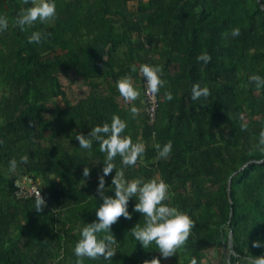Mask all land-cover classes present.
<instances>
[{
    "label": "trees",
    "instance_id": "trees-1",
    "mask_svg": "<svg viewBox=\"0 0 264 264\" xmlns=\"http://www.w3.org/2000/svg\"><path fill=\"white\" fill-rule=\"evenodd\" d=\"M31 3L0 0V13L9 17L0 31V264H76L80 230L98 218L106 158L100 141L84 149L76 135L113 114L127 120L122 135L146 147L135 165L123 166L117 155V168L129 179H165L167 202L196 223L184 246L162 256L154 242L146 249L130 231L144 222L132 197L131 218L121 215L112 225L111 260L84 257V264H144L153 257L189 264L193 256L198 264H252L264 254V243H253L264 242V153L256 148L264 130V86L249 79L264 75V0H57L51 22L21 28L15 20ZM34 30L44 33L41 41L28 39ZM202 53L211 59H198ZM143 63L163 68L153 122L138 71ZM64 72L85 81V98L68 100ZM126 74L140 90L135 100L117 87ZM196 84L207 85L209 95L193 99ZM58 97L63 105H53ZM168 140L173 151L164 159L155 145ZM23 154L28 161L11 169L10 159ZM115 172L105 178L108 194H114L108 187ZM24 176L39 184L42 209L36 196L17 197Z\"/></svg>",
    "mask_w": 264,
    "mask_h": 264
},
{
    "label": "clouds",
    "instance_id": "clouds-1",
    "mask_svg": "<svg viewBox=\"0 0 264 264\" xmlns=\"http://www.w3.org/2000/svg\"><path fill=\"white\" fill-rule=\"evenodd\" d=\"M57 0H32L27 8L23 9L16 18L15 23L21 28L32 26L36 22L49 23L57 16ZM9 27V17L0 13V31ZM239 27L232 30V35H239ZM44 33L40 30H34L28 39L33 42L42 40ZM198 59L205 62L211 59L210 54L202 53ZM132 71H137V66L132 65ZM138 71L145 78L147 88L151 92H159L160 87L164 84L163 68L161 65L143 63L139 66ZM250 80L254 81L257 86H264V75L253 73ZM117 87L121 95L127 100H135L140 96V90L133 81L130 74H126L117 81ZM210 88L207 85L203 87L199 84L193 86L192 98L196 99L201 96H208ZM168 99H172L173 93H166ZM130 111L135 115L140 112L139 106L132 104ZM126 119L121 118L119 114H113L111 121L98 123L91 128L87 134L78 133L77 139L79 146L91 150L94 140L100 141V151L106 154L103 160L102 174L99 176L97 191L103 198L102 203L96 208L97 219L86 223L80 230V238L74 246V252L77 257L76 264H84V257L99 258L111 260L116 252L114 246L116 237L112 231V225L121 215L131 218L132 212L129 211V200L136 197L134 209L144 214V222L136 223L130 231L137 241H140L144 248L148 249L155 243L162 256H170L177 252L188 240L192 226L196 223L193 217L178 206L167 202L169 200V183L163 178H145L138 176L129 179L125 175L124 167L117 168L115 158L117 155L122 157V165H135L138 158L146 151L145 144L140 141H134L130 135H122L127 128ZM241 127H247L242 124ZM2 142V141H0ZM155 147L158 149V156L167 159L173 151V141L168 140L161 144L157 142ZM259 152L264 153V130H261L259 139L256 143ZM28 154H23L19 160L13 156L9 161L11 169H16L18 164L23 161L27 162ZM116 169L115 175L112 176L114 185V194L106 192L105 178ZM89 167H84V176H88ZM46 204L45 198L39 192L35 200V207L42 209ZM255 246H260L262 241L253 242ZM144 264H161L159 257H153L145 260ZM189 264H198L197 258L193 256ZM252 264H264V254L257 255L252 260Z\"/></svg>",
    "mask_w": 264,
    "mask_h": 264
},
{
    "label": "built area",
    "instance_id": "built-area-1",
    "mask_svg": "<svg viewBox=\"0 0 264 264\" xmlns=\"http://www.w3.org/2000/svg\"><path fill=\"white\" fill-rule=\"evenodd\" d=\"M146 97H147V111L150 115V119L153 122L156 118V112L159 106L158 94L151 92L147 88L146 84ZM41 193L43 196L42 190L39 187V184L30 176H24L22 181L17 184L16 195L19 198H24L28 196H36L38 193ZM246 264V263H242Z\"/></svg>",
    "mask_w": 264,
    "mask_h": 264
},
{
    "label": "rangeland",
    "instance_id": "rangeland-1",
    "mask_svg": "<svg viewBox=\"0 0 264 264\" xmlns=\"http://www.w3.org/2000/svg\"><path fill=\"white\" fill-rule=\"evenodd\" d=\"M61 81L66 89L68 100L71 102H75L79 99L85 98L90 88L85 83V81L77 76L74 72H64L61 74ZM64 101L61 97H58L54 102L53 105H63ZM204 264H209V260L205 259Z\"/></svg>",
    "mask_w": 264,
    "mask_h": 264
},
{
    "label": "water",
    "instance_id": "water-1",
    "mask_svg": "<svg viewBox=\"0 0 264 264\" xmlns=\"http://www.w3.org/2000/svg\"><path fill=\"white\" fill-rule=\"evenodd\" d=\"M230 247L233 251V233L232 232L230 233Z\"/></svg>",
    "mask_w": 264,
    "mask_h": 264
}]
</instances>
